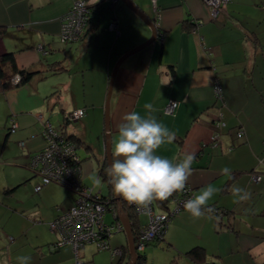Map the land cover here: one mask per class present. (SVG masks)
<instances>
[{"label": "crops", "instance_id": "crops-1", "mask_svg": "<svg viewBox=\"0 0 264 264\" xmlns=\"http://www.w3.org/2000/svg\"><path fill=\"white\" fill-rule=\"evenodd\" d=\"M72 1L0 0V25L5 28L0 35V53L13 51L19 67L35 72L27 83L0 92V264H20V257H30L28 264H75L70 247L53 248L58 233L49 227L73 203L75 193H69L67 202L60 206H48L58 191L52 185L55 183H47L38 191L33 188L40 177L28 167L29 159L46 143L37 114L60 129L66 112L77 107L86 109L81 118L68 122L64 129L84 144L78 147L86 156L79 155L81 179L89 186L86 178L90 173L96 172L102 179L98 169L105 161L106 104L111 152L123 116L131 111L146 116L144 105L151 104L155 109L151 114L176 134L157 154L176 162L194 153L193 172L187 182L192 198L211 185L219 192L208 205L228 209L223 217L205 211L200 219L180 210L168 221L163 237L144 246L145 258L149 256L156 264L153 257L164 253L169 258L167 264L176 257L196 263L184 252L199 245L204 248L206 263L261 264L264 0H229L214 20L202 0H157V11L151 18L157 37L120 62L109 95L113 65L126 51L145 42L151 29L124 5L103 17V0H92L97 6L85 35L78 41L60 43V17ZM132 1L141 6L138 0ZM110 22L116 29L109 28ZM192 22H196L194 31L190 30ZM38 44L48 52L43 54L36 48ZM56 66L65 69H52ZM216 82L221 98L216 95ZM169 99L178 101L173 114L163 111ZM52 108L56 109L54 121ZM219 114L224 125L212 141V125ZM10 117L16 122L13 131L7 129ZM237 130H241V136ZM224 167L234 173L232 178L222 173ZM254 174H261V179L255 180ZM103 182L104 191L91 188L102 195L111 194L107 182ZM233 186L245 189L250 198L240 201L231 191ZM138 219L143 222L145 216L138 215ZM112 235L110 248L121 249ZM118 258L109 249L98 250L94 243H86L79 249L77 260L78 264H115ZM185 264L190 263L186 260Z\"/></svg>", "mask_w": 264, "mask_h": 264}, {"label": "built area", "instance_id": "built-area-1", "mask_svg": "<svg viewBox=\"0 0 264 264\" xmlns=\"http://www.w3.org/2000/svg\"><path fill=\"white\" fill-rule=\"evenodd\" d=\"M114 3L116 0H111ZM210 11V18L216 19L220 11L225 8L229 0H202ZM89 0H73L69 9L60 17L59 40L62 43H69L80 40L89 26L90 9ZM153 11H157V0H151ZM201 22V21H198ZM110 29H116V24L110 22ZM193 27L191 30H195ZM43 54L48 50L42 44L36 46ZM19 76L14 75L13 81H17ZM217 81V80H216ZM216 95L221 98L219 84L216 82ZM178 101L169 99L163 106L166 114H173ZM86 113L84 107H77L66 112V118L75 121ZM219 118L213 122L212 141L218 137V131L224 125V121ZM38 119L43 123V135L46 143L40 151L31 154L28 167L40 177V181L34 185V190L50 182L62 184L67 189L75 193L73 203L65 210L61 211L50 223L49 227L57 231L58 238L54 242L55 250L68 246L71 253L77 260L78 251L86 243H94L98 250L109 249L112 255L121 254L119 247L110 248V236L123 228L122 223L116 218V207L113 198H104L99 191H94L91 187L85 185L81 179L80 158L76 153L75 142L68 138L66 134L45 120L41 114H37ZM16 127V122L10 118V131ZM241 131L237 132L240 136ZM20 144H23L21 141ZM259 180V175L253 176ZM192 198L191 188L186 186L183 192H178L171 199L172 206L166 211H157L153 202L148 209L138 208L135 204H130L138 215H144L145 220L141 222L134 243L137 245V251H142L144 246L153 240H159L163 237L166 226L170 218L184 209L183 204L186 200ZM112 212V218L109 222L105 220V213ZM211 264V263H205Z\"/></svg>", "mask_w": 264, "mask_h": 264}, {"label": "clouds", "instance_id": "clouds-1", "mask_svg": "<svg viewBox=\"0 0 264 264\" xmlns=\"http://www.w3.org/2000/svg\"><path fill=\"white\" fill-rule=\"evenodd\" d=\"M148 114L142 116L131 111L123 116L117 126V135L113 138V159L107 167V176L113 192L138 208L148 209L153 201L167 200L174 193L183 192L192 175L194 153H187L174 162L157 154L165 143L175 139V132L158 122L151 114L155 109L145 104ZM222 173L231 176V170L224 167ZM96 183L100 180L97 178ZM240 201L250 198V193L239 186L231 189ZM219 192L211 185L198 195L186 200L183 207L193 218L200 219L208 212V201ZM30 257H20V264H28Z\"/></svg>", "mask_w": 264, "mask_h": 264}, {"label": "trees", "instance_id": "trees-1", "mask_svg": "<svg viewBox=\"0 0 264 264\" xmlns=\"http://www.w3.org/2000/svg\"><path fill=\"white\" fill-rule=\"evenodd\" d=\"M111 1V0H110ZM113 3L111 1V7H112ZM89 9H90V16L92 11L94 10V8L97 6L96 2L90 1L88 3ZM90 21V19H89ZM196 22H192L191 23V27L190 30L195 27ZM89 28V26H88ZM87 28V30H88ZM157 29V27H156ZM86 30V31H87ZM5 32V28L3 25H0V35H2ZM86 33V32H85ZM56 64V63H52ZM51 65V66H52ZM52 69H65V67L63 66H56L53 67ZM34 70L29 69V68H25V67H19L15 61V57H14V52L13 51H3L0 53V92H4L7 91L11 88L14 87H18L20 85H23L25 83H27L32 76L34 75ZM17 74L19 76L17 81H13V77L14 75ZM66 114V113H65ZM64 114V117L62 118V121L60 123V131L63 132L64 134H66L65 131V125L69 122V120L66 118V115ZM11 118V117H10ZM8 131H10V125L8 126ZM241 131V130H237ZM220 129L218 131V135H219ZM242 133V132H241ZM68 138L72 139L75 144H76V153H77V148L79 146L84 145L83 142L77 138L74 134H66ZM242 135V134H241ZM240 135V136H241ZM43 148V147H42ZM41 148V149H42ZM89 147L87 146L86 149H88ZM40 149V150H41ZM38 150V151H40ZM77 155L79 156V154L77 153ZM80 158V157H79ZM81 162V159H80ZM99 174L101 175L102 179L105 180L107 182L108 187L111 190V194L109 195H102V197L104 198H109L113 197V192H112V188H111V184L109 183V177L107 176V166H106V161L103 162V164L101 165V167L98 169ZM234 173H231V178L233 176ZM254 175H259L260 179H261V174H254ZM187 186V185H186ZM65 188V187H64ZM66 190H68L66 188ZM177 193H174L171 197H169L167 200H156L153 201L154 206L157 208H159V210L162 211H166L171 203V199L177 195ZM121 202H122V207L124 212L126 213V215L129 218L130 221V225L132 228V234L134 237V240L136 239L137 233L139 231V227L141 225V222L138 219V214L135 212L134 208L129 205L127 203V201H125L122 197H120ZM208 207H211L214 211L210 212L212 213L216 218L217 217H223L226 214H228V209L224 208V207H220V206H215V205H208ZM205 211H207V209H205ZM123 255V257H122ZM184 255L188 256L191 260L195 261L198 264H205L206 260H205V252H204V248L202 246L196 245L193 246L191 248H189L187 251L184 252ZM145 254L144 253H139L137 259L135 260L134 264H146L145 263ZM128 261V254H127V245L123 246L121 248V255L120 258H118V260L116 261L115 264H127ZM178 262V257L173 258L172 260H170L169 264H177ZM264 264V261L261 263Z\"/></svg>", "mask_w": 264, "mask_h": 264}, {"label": "water", "instance_id": "water-1", "mask_svg": "<svg viewBox=\"0 0 264 264\" xmlns=\"http://www.w3.org/2000/svg\"><path fill=\"white\" fill-rule=\"evenodd\" d=\"M124 4H126V6H128L130 9H132L134 12H136L143 20L144 22L150 27L151 29V35L149 36V38L137 45L134 46L133 48L129 49L128 51H126L124 54H122L117 61L115 62V64L113 65L110 75H109V79H108V88H107V94L109 95L111 89H112V85H113V81H114V75L115 72L120 64V62L128 55H130L131 53L143 48L144 46L152 43L155 38L157 37V29L155 26V23L151 20V18H149L132 0H121ZM104 130H105V154H104V159L106 161V166L108 167V165L110 164L112 158V152H111V137H110V125H109V119H108V109H107V104L105 105V109H104ZM112 188V187H111ZM113 192V190H112ZM113 199L116 205V218L119 219L122 223V230H124L125 234H126V240H127V254H128V261L127 264H134L135 260L138 257V254L141 251H137V245L134 243V237L132 234V228L130 225V221L128 216L126 215V213L123 210L122 207V202L120 199V196H117L114 192H113ZM121 254H119L120 256Z\"/></svg>", "mask_w": 264, "mask_h": 264}, {"label": "rangeland", "instance_id": "rangeland-1", "mask_svg": "<svg viewBox=\"0 0 264 264\" xmlns=\"http://www.w3.org/2000/svg\"><path fill=\"white\" fill-rule=\"evenodd\" d=\"M90 1H92V0H90ZM138 2L139 3H141V6H139V8L142 10V11H144V13L149 17V18H152L153 17V14H155V12L153 11V8H152V5H151V0H138ZM102 5H103V8L101 9L102 10V12H101V15L103 16V17H108L109 16V14L118 6V5H124V6H126V4H124L121 0H119L118 1V3L117 4H115V5H113V8H111L110 6H111V1L110 0H103L102 2ZM135 3V2H134ZM136 4V3H135ZM137 5V4H136ZM102 7V6H101ZM105 7V8H104ZM128 7V6H127ZM129 8V7H128ZM209 13H210V11H209ZM138 17L140 18V20H141V22H143L144 24H145V22H144V20L138 15ZM102 18V17H101ZM103 19V18H102ZM200 21V20H199ZM149 38V37H148ZM147 38V39H148ZM60 43H61V41H60ZM65 44V43H64ZM111 72V71H110ZM49 78V77H48ZM43 80H46V78L45 79H43ZM54 107V106H53ZM55 107H57V105H55ZM57 113H59L60 111H59V109H58V107H57ZM38 113V112H37ZM103 114H104V112H103ZM55 115H56V109H53L52 108V111H51V118H52V120L54 121V118H55ZM53 123V122H52ZM78 154L81 156V157H86L85 156V151L83 150V148H78ZM93 157L94 156H92L91 155V159L92 160H95V158L93 159ZM84 160H88V159H84ZM95 171H96V169H95ZM95 176V177H94ZM99 179L100 180V183L99 184H97L96 183V179ZM87 180V183H88V185H89V187H91V185L92 186H94L95 187V189L97 190V189H99V188H101L103 191H104V189L106 188V183L105 182H103V180L101 179V178H99L98 176H97V174H96V172H95V174L94 173H90L89 174V176H88V178H86ZM55 183V182H54ZM52 185H54L56 188H57V190L58 191H56L55 190V195H54V197L52 198V200H53V204L51 203V204H48V206H51V205H62V204H64V203H66L67 201H66V197H69L68 196V194L69 193H71L72 191L71 190H66V188H64L63 186H61L60 184H52ZM106 191V190H105ZM104 193H106V192H104ZM47 206V207H48ZM54 206H52V208L54 207ZM170 206H172V204L170 203ZM51 208V207H50ZM158 208V207H157ZM54 209V208H53ZM159 209V208H158ZM111 218H112V212L111 211H107L106 213H105V220L106 221H110L111 220ZM113 239H115L116 241H117V245H123V246H125V245H127V240H126V234H125V232H124V230H119V231H116L113 235ZM109 252H111L110 250H109ZM141 253H144L143 251H141ZM164 253H160V254H158L157 256H154L153 257V261H154V263H156V264H167L168 263V259L169 258H167L166 256H164L163 255ZM186 260H188V262L190 263V264H196V263H193V262H191V261H189V259H187L186 257H182L181 259H180V261H178L177 262V264H185V262H186ZM151 261V259H150V257L148 256L147 258H146V260H145V263L146 264H152V262H150Z\"/></svg>", "mask_w": 264, "mask_h": 264}, {"label": "bare ground", "instance_id": "bare-ground-1", "mask_svg": "<svg viewBox=\"0 0 264 264\" xmlns=\"http://www.w3.org/2000/svg\"><path fill=\"white\" fill-rule=\"evenodd\" d=\"M59 184V183H58ZM61 186H63L62 184H60ZM63 187H65V186H63ZM66 188V187H65ZM68 190H70V189H68ZM72 191V190H71ZM112 198H114V197H112ZM113 201H114V199H113ZM115 203V202H114ZM115 207H116V205H115Z\"/></svg>", "mask_w": 264, "mask_h": 264}]
</instances>
